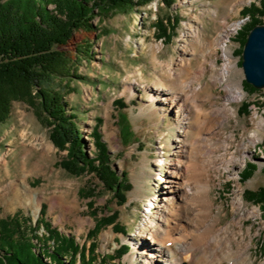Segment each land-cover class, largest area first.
Returning <instances> with one entry per match:
<instances>
[{
  "label": "rangeland",
  "instance_id": "374dc122",
  "mask_svg": "<svg viewBox=\"0 0 264 264\" xmlns=\"http://www.w3.org/2000/svg\"><path fill=\"white\" fill-rule=\"evenodd\" d=\"M253 2L260 5L261 0H174L170 6L163 0H152L145 6L114 9L105 16L97 12L92 27L75 30L68 45L61 47L69 60L70 75H59L47 87L63 96L68 113H77L90 156L96 153L91 133L100 125L111 165L131 189L126 192V201L119 204L113 193L103 190L94 173L74 175L61 167L68 150H59L52 142L48 114L35 90L12 100L8 117L0 123V185L10 184L8 193L0 192V219L17 214L26 228L35 227L42 241L47 232L41 222H48L86 248L95 243V256L106 259V264H165L163 260H149L151 243L143 235L157 215L150 203L160 202L165 184L162 179L168 175L182 124L177 122L175 108L163 109L149 100V90L157 83H166V71L176 66L184 50L196 69L203 59L204 41L227 32L228 47L239 69L232 78L241 83L244 95L232 102L236 118L230 119L224 130L226 135H234L228 142L231 152L239 155L240 142L249 149L240 167L215 178L211 195L215 205L221 206V226L237 215L232 201L238 189L243 209L257 208L255 217L244 220V229L252 227L249 251L253 264L264 261V212L259 203L247 198L248 190L264 187V134L260 131L255 143L248 138L254 130L253 111L264 115V89L251 94L245 91L244 45L242 36L237 38L249 21L241 11ZM258 17L264 24V15ZM234 23L240 25L236 31L231 30ZM163 28L167 29L166 36H162ZM221 62L222 57H217V63ZM201 81L210 84L208 73ZM206 88L211 89L209 85ZM212 89L225 94L221 87ZM246 101L255 104L249 111H241ZM249 161L257 167L249 178L242 179ZM176 206V201L169 206L170 213ZM150 208L153 210L148 213ZM116 210L122 231L113 223L92 237L88 235L96 219ZM121 244L129 245V251L117 257ZM185 256L181 264H189ZM194 258L202 264H237L225 235L211 240Z\"/></svg>",
  "mask_w": 264,
  "mask_h": 264
},
{
  "label": "trees",
  "instance_id": "16d2710c",
  "mask_svg": "<svg viewBox=\"0 0 264 264\" xmlns=\"http://www.w3.org/2000/svg\"><path fill=\"white\" fill-rule=\"evenodd\" d=\"M151 1L0 0V123L8 117L12 100L38 91L41 105L48 114L52 142L59 150H68L67 158L60 162L61 167L74 175L94 173L103 190L113 193L119 204L126 201V192L131 189V184L112 167L100 125H96L91 133L96 153L90 156L86 150L87 141L78 125L77 113H68L63 96L47 86L59 75H70L67 68L69 60L61 47L68 45L75 30L92 27L91 20L97 12L105 16L114 9H132ZM163 2L170 6L174 0ZM241 12L249 16L244 30L237 33V38L242 36L243 46L249 31L261 23L258 16L264 15V0L260 5L253 2L245 6ZM167 33L163 28L162 36ZM243 87L248 94L258 91L246 80ZM252 104L255 102L246 101L240 110L249 111ZM256 167L255 162H247L241 178H249ZM247 192V198L259 203L264 212V187ZM117 218L116 210L96 219L95 228L89 230L88 235L92 237L113 223L117 231H122ZM21 220L17 214L0 219V264H106V259L95 256V243L86 248L74 237L51 228L45 221L41 223L47 236L42 241L35 233V227L26 228L24 220ZM51 241L52 245L47 244ZM128 251L129 245L121 244L115 255L120 257Z\"/></svg>",
  "mask_w": 264,
  "mask_h": 264
},
{
  "label": "bare ground",
  "instance_id": "6f19581e",
  "mask_svg": "<svg viewBox=\"0 0 264 264\" xmlns=\"http://www.w3.org/2000/svg\"><path fill=\"white\" fill-rule=\"evenodd\" d=\"M234 24L231 30L236 31L240 25ZM226 33L204 41V49L200 53L203 59L199 60L196 69L184 50L176 66L166 71V83H157L149 90V100L163 109L175 108L177 122L182 124L176 148L170 157L168 175L162 179L165 184L160 202L157 205L150 203L157 215L143 235L151 243L149 260L181 264L186 255L189 264H202L195 260V253L206 249L211 240L225 235L228 249L237 264H253L249 251L252 227L245 230L244 220L255 217L257 208L243 209L238 189L232 201L237 215L221 226L218 224L221 206L215 205V198L211 195L215 178L223 171L240 167L249 149L248 144L240 142L239 155L231 152L228 142L234 139V135H226L224 130L226 123L236 118L232 102L241 100L244 95L241 83L234 82L232 78L233 72L239 69L228 47L230 35ZM219 56L222 57L220 64L217 63ZM184 71L186 75H183ZM207 73L210 84L201 81ZM208 85L211 89L206 88ZM213 87H221L225 94L222 90L215 92ZM251 121L254 130L248 138L255 143L260 138V131L264 134V115L253 111ZM46 148L49 150L48 146ZM8 187L10 184L0 185L2 195L9 192ZM175 201L176 211L170 213L169 206ZM214 207L218 208L217 212ZM259 264H264V261Z\"/></svg>",
  "mask_w": 264,
  "mask_h": 264
},
{
  "label": "water",
  "instance_id": "95a60500",
  "mask_svg": "<svg viewBox=\"0 0 264 264\" xmlns=\"http://www.w3.org/2000/svg\"><path fill=\"white\" fill-rule=\"evenodd\" d=\"M245 79L257 89H264V24L248 33L242 52Z\"/></svg>",
  "mask_w": 264,
  "mask_h": 264
}]
</instances>
